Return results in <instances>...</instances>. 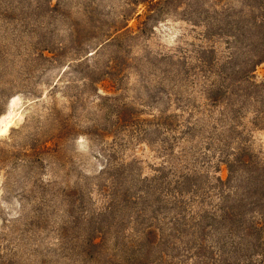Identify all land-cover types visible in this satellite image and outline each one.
Instances as JSON below:
<instances>
[{"label": "rangeland", "instance_id": "rangeland-1", "mask_svg": "<svg viewBox=\"0 0 264 264\" xmlns=\"http://www.w3.org/2000/svg\"><path fill=\"white\" fill-rule=\"evenodd\" d=\"M134 1L0 0V264H264L248 0Z\"/></svg>", "mask_w": 264, "mask_h": 264}, {"label": "trees", "instance_id": "trees-1", "mask_svg": "<svg viewBox=\"0 0 264 264\" xmlns=\"http://www.w3.org/2000/svg\"><path fill=\"white\" fill-rule=\"evenodd\" d=\"M153 0H138L130 3V5L139 6V5H151ZM149 2V3H148ZM246 9L248 13V19H245L247 23V27H242L243 29L238 34L240 37L250 38V45L246 47V49H242V51L247 55V60L245 61V68H242L240 73L243 76L251 73L258 65L264 62V0H257L258 4L261 7L258 10H255L254 3L250 4V1H247ZM256 12L260 14V17H257ZM259 18V19H258ZM238 41L240 39H237ZM235 54L233 53L227 60L223 63V68H226L225 65H229L234 61ZM244 64V65H245ZM249 66V67H248ZM235 68H232V73L235 74ZM250 163V162H249ZM241 166H245L247 162L241 161L238 163ZM233 167V165H231ZM249 183L252 186V190L254 192L261 193L264 197V169L258 170L253 169V171H248Z\"/></svg>", "mask_w": 264, "mask_h": 264}]
</instances>
